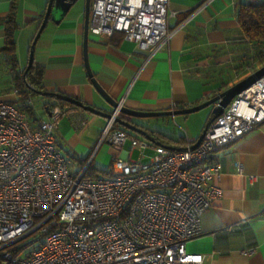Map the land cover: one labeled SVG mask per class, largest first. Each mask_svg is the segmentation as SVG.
<instances>
[{
    "label": "built area",
    "instance_id": "obj_1",
    "mask_svg": "<svg viewBox=\"0 0 264 264\" xmlns=\"http://www.w3.org/2000/svg\"><path fill=\"white\" fill-rule=\"evenodd\" d=\"M169 2L90 0L88 32H121L153 54L171 36ZM23 105L35 104L31 97L20 105L0 99V264H200L202 254L188 252L186 243L200 233L201 214L220 193L211 184L221 165L211 156L264 122V75L209 122L195 148L152 145L120 128L118 101L98 143L120 151L129 142V149L99 177L85 175L95 152L73 173L71 158L57 149L59 117L68 108L54 105L32 124ZM148 147L153 152L144 160ZM31 234L38 244L28 249L23 239Z\"/></svg>",
    "mask_w": 264,
    "mask_h": 264
},
{
    "label": "crops",
    "instance_id": "obj_2",
    "mask_svg": "<svg viewBox=\"0 0 264 264\" xmlns=\"http://www.w3.org/2000/svg\"><path fill=\"white\" fill-rule=\"evenodd\" d=\"M47 1L0 0L1 100L21 103L16 76L28 63L30 44ZM260 1L170 0L169 10L174 12L168 20L171 36L166 45L152 54L151 47L140 48L118 32L110 36L87 32L84 47L85 0L83 6L74 0L65 11L53 10L52 18L35 43L33 61L41 69L42 91L75 98L110 112L112 106L96 90L88 75L86 59L100 86L128 108L164 111L204 102L264 64L257 59L250 66L236 69L248 46L238 22V8L243 3ZM10 17L14 23L15 62L1 50ZM32 100L33 111L26 110L32 124L48 118L54 105L69 109L59 117L57 149L71 158V172H79L80 160L90 152H95L91 163L103 168L94 162L99 152L111 161L129 149V142L120 151L107 142L98 143L106 117L75 105L60 104L55 96L39 92ZM212 106L208 105L202 114H192L194 111L152 116L159 117L156 121L141 122L137 117L125 116L181 142L147 131L150 140L126 130L152 145L180 147L185 141H196L209 120ZM175 123H192L194 128L190 127L185 135L173 128ZM135 151L139 152L136 148L131 152ZM146 151L151 154L153 149L148 147ZM211 158L221 165L219 178L211 184L219 187L220 193L202 212L201 231L187 241L186 250L202 254L200 264H264V122L220 148ZM237 164L242 166L243 174L237 172ZM249 175L256 178L250 181Z\"/></svg>",
    "mask_w": 264,
    "mask_h": 264
},
{
    "label": "water",
    "instance_id": "obj_3",
    "mask_svg": "<svg viewBox=\"0 0 264 264\" xmlns=\"http://www.w3.org/2000/svg\"><path fill=\"white\" fill-rule=\"evenodd\" d=\"M74 0H48L47 5L45 8V12L43 14L42 20L40 22V25L32 39V42L30 44L29 48V56H28V63L25 67L24 70V75L28 72L30 66L33 63L34 59V46L35 43L42 31V29L45 27L47 21L52 18V13L54 9L59 8L62 11H65L68 6L71 4V2ZM89 5H90V0H85V6H84V47L86 45V37H87V32H88V11H89ZM85 66L88 72V75L95 86L96 90L101 94V96L104 98V100L112 106V109L115 108L118 104V101L114 99L111 95H109L97 82V80L93 77L87 61L85 59ZM264 75V64L248 74L247 76L243 77L236 83L232 84L231 86L227 87L226 89L222 90L221 92L215 94L214 96L208 98L204 102H201L199 104L185 107V108H178V109H170V110H164V111H144V110H136V109H131L128 108L124 105H121L120 107V112L122 113L121 116L116 117V122L120 125L123 126L131 131H134L142 136H144L147 139L152 140L151 136L147 132L146 129L142 128L140 125L131 122L129 118H126L125 116H130V117H152V116H165V115H176V114H187L191 113L197 110H200L201 108L208 106V105H213L210 113V118L209 122L215 119L218 115H220L224 108L230 103L232 98L248 86H250L253 82H255L259 77ZM43 95H50V96H55L56 98L62 99L64 101H67L75 106L81 107L87 111L100 114L106 118L110 117L111 111L107 112L104 111L100 108H96L92 105H87L84 104L81 100L71 98L68 96H64L55 92H50V91H40ZM206 124L204 128L202 129L200 135L196 139V141L191 145L192 148H195L201 139L203 138V135L207 129ZM173 149H178L179 147H174V146H167Z\"/></svg>",
    "mask_w": 264,
    "mask_h": 264
},
{
    "label": "trees",
    "instance_id": "obj_4",
    "mask_svg": "<svg viewBox=\"0 0 264 264\" xmlns=\"http://www.w3.org/2000/svg\"><path fill=\"white\" fill-rule=\"evenodd\" d=\"M237 17H238L240 28L246 39V42H248V46L247 47L245 46V49L240 56V62L237 63L236 65V69L238 70V69H241L242 67L250 66L257 59L260 60L261 62H264V0L257 2V3L249 2V3L241 4L238 8ZM13 28H14V23H13L12 18L10 17L8 21L6 38H5L4 45L1 48V50L4 53L9 54L12 62H15L16 61L15 60V44H14V38L12 36ZM118 33L122 34L121 32H118ZM23 70L18 72L16 76V78L18 79L16 90L18 93V98L22 104H24L25 100L28 97L32 98V96H34L36 93L38 92L40 93V91H42L40 66L35 64L33 61L32 65L30 66L28 72L25 75H23ZM57 101L60 104H68L74 107L73 104H70L69 102H66L62 99L57 98ZM23 108L27 110L29 113L33 111V107L31 106L23 105ZM206 124H209V120L207 121ZM140 126L154 135L155 134L162 135L163 137H166L167 139L181 142L180 139H175L170 136L164 135L161 132L150 130L143 125H140ZM119 127L126 130V128L123 126L119 125ZM186 143L187 142L185 141L184 145ZM80 161H81V164L84 165L86 158H83ZM91 162L92 161L89 162V164L87 165L85 169L86 176L99 177L102 175L110 174L111 172L110 168L109 169L97 168Z\"/></svg>",
    "mask_w": 264,
    "mask_h": 264
},
{
    "label": "rangeland",
    "instance_id": "obj_5",
    "mask_svg": "<svg viewBox=\"0 0 264 264\" xmlns=\"http://www.w3.org/2000/svg\"><path fill=\"white\" fill-rule=\"evenodd\" d=\"M76 1H77L76 4H78L80 6H83L84 0H76ZM205 108H207V106L201 108L200 110L195 111L196 113H192V114H202L203 112H206V110H208V109H205ZM201 110H204V111H201ZM200 111H201V113H198ZM157 118H159V117H137V119L139 121H141V122L156 121ZM178 120H181V119H178ZM172 126L178 132L184 133L186 135L188 129H190V127L192 128L194 126V124L188 123V124L182 125V124L175 123V125H172ZM145 153L146 154H150V152H147V151ZM138 154H139V152H137V151L132 152L130 158L135 160V159H137ZM94 162L99 163V166L102 165V167L104 169H109L111 167L112 159L110 161L105 154H101L99 152L97 154ZM34 237H35L34 234H31V235H29V236H27L26 238L23 239V243H26L27 244V248L28 249L34 248L38 244L37 241H33L34 240Z\"/></svg>",
    "mask_w": 264,
    "mask_h": 264
}]
</instances>
